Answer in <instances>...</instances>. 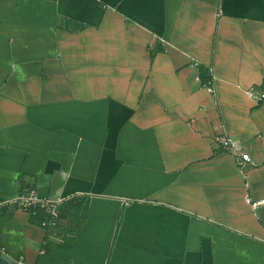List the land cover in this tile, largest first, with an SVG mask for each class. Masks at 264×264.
<instances>
[{
    "label": "crops",
    "instance_id": "1",
    "mask_svg": "<svg viewBox=\"0 0 264 264\" xmlns=\"http://www.w3.org/2000/svg\"><path fill=\"white\" fill-rule=\"evenodd\" d=\"M263 95L264 0H0V264H264Z\"/></svg>",
    "mask_w": 264,
    "mask_h": 264
},
{
    "label": "built area",
    "instance_id": "2",
    "mask_svg": "<svg viewBox=\"0 0 264 264\" xmlns=\"http://www.w3.org/2000/svg\"><path fill=\"white\" fill-rule=\"evenodd\" d=\"M194 64L196 65L197 63ZM204 86L208 88L209 91L212 90L211 79L204 82ZM248 93L250 97H253L252 92L249 91ZM262 97H264V95ZM217 139L219 143L233 154L239 167L242 168L246 164H253L254 160L252 155L240 150L238 144L234 142L233 139L228 136H221ZM60 201V199H53L48 196L40 195L34 188H27L24 192L12 198L7 203L15 204L18 208L25 210L31 216L37 215L40 210L44 211L45 217L40 220L39 225L43 228H47L57 224ZM246 202L252 207H257L264 204V198L252 200V198L247 197ZM3 204V202H0V209ZM17 264H24V262L20 259L17 261Z\"/></svg>",
    "mask_w": 264,
    "mask_h": 264
},
{
    "label": "trees",
    "instance_id": "3",
    "mask_svg": "<svg viewBox=\"0 0 264 264\" xmlns=\"http://www.w3.org/2000/svg\"><path fill=\"white\" fill-rule=\"evenodd\" d=\"M200 77L203 81L208 80L209 77H208V74L205 68L200 69ZM32 217L38 219V221L40 222L41 219H44L45 213L44 211L40 210L37 215L32 216Z\"/></svg>",
    "mask_w": 264,
    "mask_h": 264
}]
</instances>
